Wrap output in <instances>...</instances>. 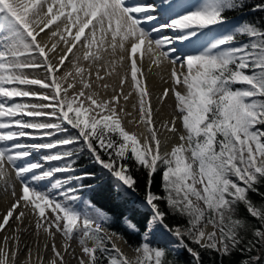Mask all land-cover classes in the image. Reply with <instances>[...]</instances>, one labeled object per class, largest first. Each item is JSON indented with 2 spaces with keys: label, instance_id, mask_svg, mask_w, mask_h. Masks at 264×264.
Segmentation results:
<instances>
[{
  "label": "snow or ice",
  "instance_id": "obj_1",
  "mask_svg": "<svg viewBox=\"0 0 264 264\" xmlns=\"http://www.w3.org/2000/svg\"><path fill=\"white\" fill-rule=\"evenodd\" d=\"M243 6L244 0H0V181L13 183L0 232L16 225L0 244V264H45L39 243L21 248L30 216L52 253L47 264H67L66 255L78 264H173L165 248L153 247L157 235L195 264L200 252L191 245L223 256L264 245V227L245 242L241 232L249 229L236 215L243 204L264 226V205L248 195L264 196L257 188L264 181V29L248 22L229 27L225 15ZM254 10L264 11V3ZM142 49L149 71L155 65L167 73L158 99L173 100L168 121L155 119ZM41 150L55 151L32 159ZM82 154L96 170L78 173ZM53 161L63 163L45 167ZM132 169L146 177L139 206L147 211L140 220L121 214L142 238L135 258L104 227L106 212L91 200L82 212L74 206L85 189L119 202L136 195ZM157 175L161 193L153 190ZM170 216L180 222L170 225ZM74 238L79 257L69 243Z\"/></svg>",
  "mask_w": 264,
  "mask_h": 264
},
{
  "label": "trees",
  "instance_id": "obj_2",
  "mask_svg": "<svg viewBox=\"0 0 264 264\" xmlns=\"http://www.w3.org/2000/svg\"><path fill=\"white\" fill-rule=\"evenodd\" d=\"M262 3H264V0H244V6L242 8L225 13L227 17V23L232 25H241L245 22H248L264 29V11L254 10L257 4ZM75 166L78 168V170H80L79 172L96 170V166L93 165L89 159H86L84 162H77ZM132 174L136 177L140 189V191L137 193V196L142 198L144 194L146 177L142 171H138L136 169H132ZM84 183H93V186L96 187L95 181L85 180ZM257 188L259 189L260 193H264V181H260V183L257 185ZM153 190L157 193L162 192L159 175H157L155 178ZM83 195L88 200H91L96 205V207L108 214L110 219L104 226L107 230L122 236L127 244L133 248H136L138 244L142 242V238L139 235L132 234L127 230L123 220L121 219V214L127 215L131 213L134 220H140L146 210L139 209L137 205L130 203L129 198H127L125 202L109 200L106 198L102 190L93 192L85 189L83 191ZM248 195L256 206L264 205V196L252 192H250ZM161 207L163 208L165 205L161 204ZM236 215L238 218L245 221L249 229L247 232H241L245 242L249 239H252V229L264 227L257 218L252 217L247 212V209L243 204L239 205ZM168 222L170 225L175 226L178 222H180V220L179 218H173L170 216L168 218ZM191 246L199 250L201 264H244V261L249 260L252 257L260 256L264 258V245L262 244H257L251 253L248 251L241 252L239 250H235L231 255L227 256H223L213 250L199 248L198 245ZM165 249L167 251V259L172 261L173 264H195L193 257L186 251L183 250L179 253H173L171 249Z\"/></svg>",
  "mask_w": 264,
  "mask_h": 264
},
{
  "label": "bare ground",
  "instance_id": "obj_3",
  "mask_svg": "<svg viewBox=\"0 0 264 264\" xmlns=\"http://www.w3.org/2000/svg\"><path fill=\"white\" fill-rule=\"evenodd\" d=\"M129 2H135V0H129ZM140 56V55H138ZM145 57V63L143 65V71L145 72V74L147 75V80L145 81V83L147 84V86L150 89L151 95H150V100L151 98L154 96H156L155 101V105L152 106L156 111V115H155V119L157 122L160 121H168L171 119V113L173 111V100L172 99H166L165 103H161V101L158 99L159 95L162 93L163 89L168 87L167 84L163 83L161 77L163 76L165 79L167 78V73L166 72H162L160 68L156 67L155 65H151V71H149L150 68V62L147 61V56L144 54ZM140 65L138 64V67ZM140 78V75L138 74V79ZM127 86V85H126ZM129 90V89H128ZM127 87H125V91L127 92ZM17 101L20 100H27L29 98H14ZM121 103H123V101H121ZM132 103L133 101L130 100L127 104V110L128 111H132ZM152 105V103H151ZM27 119H31V118H27ZM127 129L129 131L133 130V126L131 124L127 125ZM137 131H143V127L141 126L140 128L136 129ZM163 131V129H162ZM165 135H167V132L165 131ZM27 139V138H25ZM33 142H36L33 141ZM178 140H174L173 143H178ZM171 145H169V150H170ZM45 150H41L39 152H35L32 156V158L38 157L40 153H43ZM50 164H45V167H49ZM9 174L10 177L12 178V180H14V173L11 169H9ZM48 181H44L42 182V184H47ZM14 187L15 190L17 191V193L20 191L21 185L18 181H15L14 183ZM12 188H13V183H9L7 188L5 187L4 183L2 181H0V215L4 214L6 212V210L8 209V207L10 206L13 197L11 195L12 192ZM11 223V222H10ZM24 228L26 229L25 231H22L19 233L20 238H21V248H25V245L28 247H31L33 249H35L36 244L39 243L40 248H41V254L43 255L44 258V262L45 264H47V261L49 259V257H51L52 253L50 251V248L47 251H44L43 249V243H44V235L43 233H41V235L39 236V238H37L36 235V229H35V220H33V218L30 216L28 218V220L25 221V225ZM6 231L0 232V244L3 243V237L4 236H9L11 237L12 235L15 234V229H16V225L13 224L10 228H8L6 226ZM208 231L210 230L209 228L207 229ZM158 239V240H165L167 242H169V240L167 238H163L159 235H157L156 237L153 238V240ZM118 246H120L122 248V250L130 257L135 258V253H134V249L131 248L130 246L127 245V243L125 242V240L118 235V238L115 241ZM56 243L58 246L62 245L64 243V241L62 240V238L60 236H57L56 238ZM69 243L71 244V249L75 250V257H79L80 255V245H79V240L78 238H74L72 241H69ZM70 249V251H71ZM25 258L24 256V252L20 253V259L21 261H23ZM65 260L67 261V264H78V261L76 258H73V256L71 255H66L65 256Z\"/></svg>",
  "mask_w": 264,
  "mask_h": 264
},
{
  "label": "rangeland",
  "instance_id": "obj_4",
  "mask_svg": "<svg viewBox=\"0 0 264 264\" xmlns=\"http://www.w3.org/2000/svg\"><path fill=\"white\" fill-rule=\"evenodd\" d=\"M228 25H229V27L233 26L232 24H228ZM247 39H248L247 37H240V42H245ZM137 55L144 56L143 49ZM108 59H112V58L109 57ZM116 71L117 72H121V73L123 72V69H122V67L119 64L116 66ZM40 74L42 75V73H40ZM126 85H125V87H127V90H128V85L127 86ZM237 87H239V85H237ZM155 99H156V96L153 95V97L150 100V103H152V106L155 105V101H154ZM29 131H32V130H29ZM69 134H71V133H61L59 135H60V137H63L65 135H69ZM43 139L44 140H47L48 138L47 137H44ZM52 139H56V137L54 136V137H52ZM36 142L37 143L41 142V139L37 138L36 139ZM69 147H71V146H69ZM51 151H55V150H45L43 153H40L38 157H35V158H32V159H34V160L41 159L43 155H45V154H47L48 152H51ZM86 159H89V157L86 154H82L76 160V163L77 162H80V161L81 162H84ZM62 163H63V161H53V162L50 163V166L49 167L59 166ZM77 170H78V168H77ZM79 171L80 170H78V173H79ZM66 175H68V174H66V173H59V174H57V178L62 177V176H66ZM53 195H56V193L54 192ZM79 195L81 196V201L80 202H77L74 206L77 209V211H81L82 212V211H84L83 201H85L87 199H85V196L83 195V192L79 193ZM57 198H59V197L57 196ZM134 198H135V200H134ZM129 199H130V202H132L133 200L136 201L135 204L138 206L139 209H142V210H146L147 211V209L139 206V199H140V197H137L136 195H134L132 197H129ZM209 229H210L209 231H211V226H209ZM166 243H169V242H167L165 240H163V241L162 240H158V239L152 240L153 247H162V246L163 247H167V244ZM131 248H133V247H131ZM133 249H135V248H133Z\"/></svg>",
  "mask_w": 264,
  "mask_h": 264
}]
</instances>
